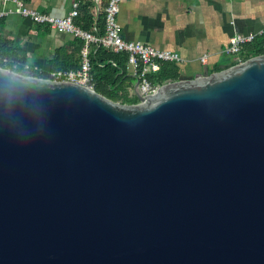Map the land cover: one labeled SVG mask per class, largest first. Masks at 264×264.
<instances>
[{
    "label": "water",
    "instance_id": "water-1",
    "mask_svg": "<svg viewBox=\"0 0 264 264\" xmlns=\"http://www.w3.org/2000/svg\"><path fill=\"white\" fill-rule=\"evenodd\" d=\"M135 77L127 103L0 66V264H264V53Z\"/></svg>",
    "mask_w": 264,
    "mask_h": 264
},
{
    "label": "crops",
    "instance_id": "crops-1",
    "mask_svg": "<svg viewBox=\"0 0 264 264\" xmlns=\"http://www.w3.org/2000/svg\"><path fill=\"white\" fill-rule=\"evenodd\" d=\"M75 1L29 2L42 11L65 15ZM6 5L15 7L14 2ZM99 8L94 7L97 16ZM118 18L125 38L179 51L185 58L178 62L180 78H189L201 74L206 66L213 72L239 62L241 54L225 49L233 34L263 27L264 0H124ZM39 35L44 39L38 40ZM0 38L18 42L27 51V64L40 69L53 66L58 48L74 52L73 34L37 25L18 12L0 16ZM204 54L208 55L206 62L201 59ZM130 91L136 94L134 85Z\"/></svg>",
    "mask_w": 264,
    "mask_h": 264
},
{
    "label": "built area",
    "instance_id": "built-area-1",
    "mask_svg": "<svg viewBox=\"0 0 264 264\" xmlns=\"http://www.w3.org/2000/svg\"><path fill=\"white\" fill-rule=\"evenodd\" d=\"M81 0L74 2L72 10L65 15H58L51 12L42 11L33 6L27 0H0V16L9 15L18 12L29 18L32 22L40 26H47L60 31H67L75 37L83 40L81 49L80 65L76 68H55L49 69L48 78L67 80L82 83L91 87L94 86L92 73L91 55L96 45H103L111 48L115 52L128 53V65L132 72L140 79V90L144 95H155L161 83L154 84L149 79L151 72L158 71L161 68L162 61L185 60L183 55L173 49L161 48L156 45L146 44L140 40H129L122 34V27L119 22V12L124 0H109L105 7V31L100 32V27L95 22L92 28H85L78 24L75 19L79 15V6ZM98 4L100 0H95ZM8 2H14L15 7H7ZM99 8V5H98ZM264 33L262 28L251 32H237L230 38V42L225 51L231 54H241L245 43L250 42ZM206 62L208 55L201 57ZM7 60V58H5ZM244 58H239L243 61ZM17 65H14L16 67ZM30 65L26 64L25 69L29 70ZM13 69V68H11Z\"/></svg>",
    "mask_w": 264,
    "mask_h": 264
},
{
    "label": "trees",
    "instance_id": "trees-1",
    "mask_svg": "<svg viewBox=\"0 0 264 264\" xmlns=\"http://www.w3.org/2000/svg\"><path fill=\"white\" fill-rule=\"evenodd\" d=\"M108 1L100 0L98 4L95 0H81L79 15L75 21L85 28H92L95 22H97L100 27V32H104L105 7ZM95 5L100 6L98 16L94 9ZM72 45L74 46V52L70 54L63 47L56 50V59L53 61V66L50 69L76 68L80 65L83 40L75 37ZM261 53H264V33L254 40L245 43L241 55L245 59ZM60 58L63 59L60 60ZM91 59L93 82L96 90L114 100L127 103L139 101L138 96L131 94L130 91V87H133L136 77L129 68L127 52H115L111 48L103 45H96ZM28 62L29 57L27 51L18 42L0 38V66L13 68L16 71L26 74L47 76V69L36 68L34 65H30L29 70H26L25 65ZM14 65L17 66L14 67ZM180 75V65L177 61H162L161 68L158 71L151 72L149 79L154 84H163L168 80L180 78Z\"/></svg>",
    "mask_w": 264,
    "mask_h": 264
},
{
    "label": "rangeland",
    "instance_id": "rangeland-1",
    "mask_svg": "<svg viewBox=\"0 0 264 264\" xmlns=\"http://www.w3.org/2000/svg\"><path fill=\"white\" fill-rule=\"evenodd\" d=\"M37 39H38V40H43V39H44V36L39 35V36L37 37ZM39 52H40V53H43L44 51H43V50H40ZM39 52H38V53H39ZM30 61H33V62H34V59H33L32 57H30ZM131 70H132V68H131Z\"/></svg>",
    "mask_w": 264,
    "mask_h": 264
}]
</instances>
